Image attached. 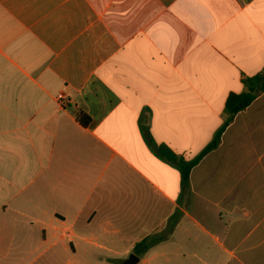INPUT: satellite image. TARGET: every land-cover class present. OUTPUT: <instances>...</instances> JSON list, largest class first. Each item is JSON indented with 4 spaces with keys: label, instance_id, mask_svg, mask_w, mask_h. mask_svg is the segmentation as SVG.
Listing matches in <instances>:
<instances>
[{
    "label": "crops",
    "instance_id": "1",
    "mask_svg": "<svg viewBox=\"0 0 264 264\" xmlns=\"http://www.w3.org/2000/svg\"><path fill=\"white\" fill-rule=\"evenodd\" d=\"M263 70L264 0H0V264H264V93L157 152Z\"/></svg>",
    "mask_w": 264,
    "mask_h": 264
},
{
    "label": "trees",
    "instance_id": "2",
    "mask_svg": "<svg viewBox=\"0 0 264 264\" xmlns=\"http://www.w3.org/2000/svg\"><path fill=\"white\" fill-rule=\"evenodd\" d=\"M242 85L244 92L240 94L232 93L228 96L224 115L225 121L222 126L216 131L211 142L202 150V152L190 162H185L180 157L176 156L165 146L157 148V152L160 156L165 158L168 162L178 166L183 183H187L192 170L210 153L215 151L221 142V138L226 129L233 122L234 118L250 107L254 101L264 93V70L253 77H245L242 79ZM152 239H145L138 244L133 254L142 258L146 254L147 250L153 246Z\"/></svg>",
    "mask_w": 264,
    "mask_h": 264
},
{
    "label": "water",
    "instance_id": "3",
    "mask_svg": "<svg viewBox=\"0 0 264 264\" xmlns=\"http://www.w3.org/2000/svg\"><path fill=\"white\" fill-rule=\"evenodd\" d=\"M139 262L140 258L134 254H131L122 264H139Z\"/></svg>",
    "mask_w": 264,
    "mask_h": 264
},
{
    "label": "rangeland",
    "instance_id": "4",
    "mask_svg": "<svg viewBox=\"0 0 264 264\" xmlns=\"http://www.w3.org/2000/svg\"><path fill=\"white\" fill-rule=\"evenodd\" d=\"M94 254V256H93V260H95L96 261V259H97V254L98 255H103V256H108V254L107 253H93ZM129 257V256H128ZM128 257H126V259L128 258ZM66 262V261H65ZM97 263L98 264H109V261H105V262H102V260L100 261V260H97ZM97 263H95V264H97ZM72 264H75V263H72ZM113 264H120L118 261H116L115 263H113Z\"/></svg>",
    "mask_w": 264,
    "mask_h": 264
},
{
    "label": "built area",
    "instance_id": "5",
    "mask_svg": "<svg viewBox=\"0 0 264 264\" xmlns=\"http://www.w3.org/2000/svg\"><path fill=\"white\" fill-rule=\"evenodd\" d=\"M57 99H58V101H60V103H64V102H63V101H64L63 96L59 95V96L57 97Z\"/></svg>",
    "mask_w": 264,
    "mask_h": 264
}]
</instances>
